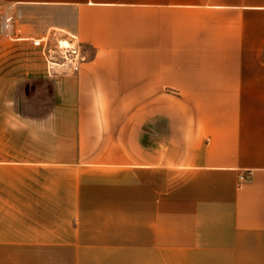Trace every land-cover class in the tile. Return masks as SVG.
<instances>
[{
  "label": "crops",
  "instance_id": "1",
  "mask_svg": "<svg viewBox=\"0 0 264 264\" xmlns=\"http://www.w3.org/2000/svg\"><path fill=\"white\" fill-rule=\"evenodd\" d=\"M0 6L89 52L58 77L43 57L50 110L10 129L26 143L0 158V264H264V0ZM3 164L28 199L3 201Z\"/></svg>",
  "mask_w": 264,
  "mask_h": 264
},
{
  "label": "rangeland",
  "instance_id": "2",
  "mask_svg": "<svg viewBox=\"0 0 264 264\" xmlns=\"http://www.w3.org/2000/svg\"><path fill=\"white\" fill-rule=\"evenodd\" d=\"M12 17L15 32L5 34V18ZM57 28H51V30ZM48 30L41 22L27 21L19 16H12L4 6H0V158L2 163L9 164V161L21 156H14L11 146L15 148L25 147V131L12 132L18 123L19 127L25 128L26 121L23 117H41L48 113L52 101L53 86L46 82L44 78L38 77L44 67L43 55L37 46L32 44L30 39L24 36L38 35ZM31 33V34H30ZM45 34V33H44ZM22 36L23 38H19ZM29 71L28 77L26 71ZM18 119V120H16ZM3 201L16 197L20 200L28 199L31 194L26 192V188H11L10 177L12 174L9 166L3 164ZM19 176H26L30 179H40L41 171L16 172ZM31 191L30 189H28ZM46 205L24 204V203H4L2 204L3 213L19 212L31 209H43ZM7 215V214H6ZM34 223H38L34 221ZM22 226L25 221H20Z\"/></svg>",
  "mask_w": 264,
  "mask_h": 264
},
{
  "label": "built area",
  "instance_id": "3",
  "mask_svg": "<svg viewBox=\"0 0 264 264\" xmlns=\"http://www.w3.org/2000/svg\"><path fill=\"white\" fill-rule=\"evenodd\" d=\"M12 17L5 18V34L15 32ZM19 38H23L20 36ZM42 51L46 72L50 77L75 74L89 58V52L79 36L69 30L57 28L47 31L40 36H24ZM251 172L243 171L239 174L240 180L245 181Z\"/></svg>",
  "mask_w": 264,
  "mask_h": 264
}]
</instances>
